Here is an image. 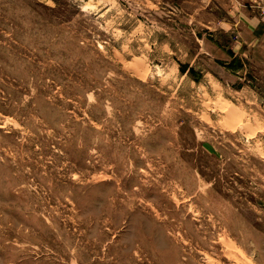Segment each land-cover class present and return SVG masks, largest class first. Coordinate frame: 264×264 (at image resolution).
Returning a JSON list of instances; mask_svg holds the SVG:
<instances>
[{
    "label": "rangeland",
    "instance_id": "obj_1",
    "mask_svg": "<svg viewBox=\"0 0 264 264\" xmlns=\"http://www.w3.org/2000/svg\"><path fill=\"white\" fill-rule=\"evenodd\" d=\"M0 264H264V0H0Z\"/></svg>",
    "mask_w": 264,
    "mask_h": 264
}]
</instances>
